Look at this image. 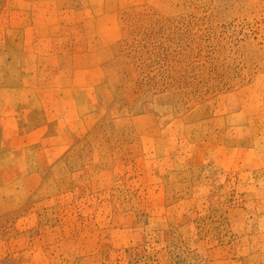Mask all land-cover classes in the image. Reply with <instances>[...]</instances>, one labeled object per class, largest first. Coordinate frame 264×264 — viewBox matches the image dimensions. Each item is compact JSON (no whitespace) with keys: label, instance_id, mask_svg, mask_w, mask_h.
Wrapping results in <instances>:
<instances>
[{"label":"rangeland","instance_id":"obj_1","mask_svg":"<svg viewBox=\"0 0 264 264\" xmlns=\"http://www.w3.org/2000/svg\"><path fill=\"white\" fill-rule=\"evenodd\" d=\"M0 264H264V0H0Z\"/></svg>","mask_w":264,"mask_h":264}]
</instances>
